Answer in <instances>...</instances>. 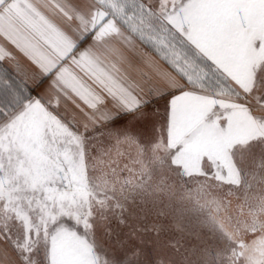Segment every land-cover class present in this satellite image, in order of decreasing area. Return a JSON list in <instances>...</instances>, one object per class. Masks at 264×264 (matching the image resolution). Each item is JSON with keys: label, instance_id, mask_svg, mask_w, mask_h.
Masks as SVG:
<instances>
[{"label": "snow or ice", "instance_id": "obj_1", "mask_svg": "<svg viewBox=\"0 0 264 264\" xmlns=\"http://www.w3.org/2000/svg\"><path fill=\"white\" fill-rule=\"evenodd\" d=\"M0 264H264V0H0Z\"/></svg>", "mask_w": 264, "mask_h": 264}]
</instances>
